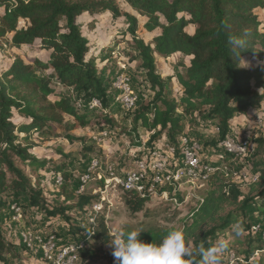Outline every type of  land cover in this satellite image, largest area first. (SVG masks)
Listing matches in <instances>:
<instances>
[{
    "label": "trees",
    "instance_id": "16d2710c",
    "mask_svg": "<svg viewBox=\"0 0 264 264\" xmlns=\"http://www.w3.org/2000/svg\"><path fill=\"white\" fill-rule=\"evenodd\" d=\"M120 4L129 11L121 9ZM0 8V40L9 49L35 46L46 54L45 60L33 59L25 64L16 59L0 70V214L6 212L4 197L29 195L32 205L42 209L43 214L61 218H66L69 211L80 215L98 200L97 196L68 191L71 174L61 166L54 168L62 179L59 189L46 203L39 183L24 171L27 168L35 173L45 166L32 153L35 145L30 141L34 135L40 139L53 135V127H64L68 132L88 128L92 118H99L92 117L88 110L93 99L103 103L104 114H109L98 58L89 56L91 43L79 23L85 15L107 13L123 20L126 29L116 38L126 42L132 52L129 61L137 65L154 92L152 101L132 115L131 130L125 133L135 139L134 147L141 144L144 133L150 134L148 144L163 136L176 144L184 135L203 140L205 132L218 128L219 132H211L209 142L204 144L205 148L217 149V144L229 136L235 116L264 102V64L258 63L264 61V23L257 16V11L264 10V0H0ZM189 27L192 34L186 31ZM139 31H159V35L146 43L138 36ZM231 35L246 39L247 45L239 54L243 59L256 61L253 68L243 67L234 56L236 50L228 43ZM176 54L189 58L185 74L175 76L182 91L177 102L169 99L168 80L158 73L155 59ZM131 88L134 90L132 85ZM51 96L56 100L49 101ZM82 102L85 107L80 110ZM15 114L28 121L15 123ZM112 115L113 112L102 119L109 128L99 129L109 136L118 125ZM65 117L71 118L72 123L66 122ZM66 138L75 139L69 135ZM257 147L262 148L261 143ZM255 168L258 178L254 195L243 196L234 184L214 187L180 229L148 230L138 239L159 245L170 231L181 230L187 241L203 243L207 248L229 234L237 222L249 230L253 219L248 213L253 218L257 215L256 223L264 219V161ZM221 176L224 173L216 172L210 180L218 181ZM128 197L126 203L133 213L149 201L147 196ZM250 204L253 209L247 211ZM1 224L0 220V262L7 264V255L13 248L6 242ZM91 226L87 225V235L93 240L104 239L101 225L93 231ZM73 228L71 233L78 235L79 229ZM245 242L246 259L264 248L260 237H248ZM82 254L86 256L85 249L79 259Z\"/></svg>",
    "mask_w": 264,
    "mask_h": 264
},
{
    "label": "rangeland",
    "instance_id": "374dc122",
    "mask_svg": "<svg viewBox=\"0 0 264 264\" xmlns=\"http://www.w3.org/2000/svg\"><path fill=\"white\" fill-rule=\"evenodd\" d=\"M120 7L125 11H129L124 4H120ZM2 12V8H0V16ZM257 16L264 23V10L257 11ZM139 21L140 23L142 22L141 19ZM79 23L83 25L84 34L91 43L89 56L98 58L97 68L99 75L105 82L106 103L108 106L107 113L109 114H104L106 112L103 111V103L101 104L97 99H93L91 108L89 106L88 110L93 114L92 117L98 115L99 118H92L88 128H79L68 132L64 127H53V135L41 139L37 135L32 137L30 142H33L35 145L32 153L45 166L35 173L27 168H24V171L33 182L37 181L39 183V191L42 192L46 203L51 202V198L54 195L56 196V192L59 189L55 183L57 177L54 172L55 167L64 166L71 174L68 182V191L75 190L78 173L84 171L87 162L92 157H98L105 163L109 161L113 162L117 164L118 168L125 167L126 169H131L134 160L130 155V151L136 149L134 147L135 139L132 136H127L125 133L131 130L130 120L132 115L137 112L140 106L150 103L154 95L144 75L137 69V65L129 61L132 52L128 49L126 42H121V38L119 40L116 38V36H120L121 31L126 29L122 19H115L109 14L104 13L93 17L85 15L79 20ZM186 31L192 34L193 29L189 27ZM137 34L144 42L148 43L153 37L159 35V31L154 33L139 31ZM8 38L10 39V36ZM0 48L2 49L0 51V70L6 68L16 59H20L25 64H30L33 59H46V54L39 52L35 46L22 47L19 50L9 49L5 41L0 40ZM155 59L158 73L164 80H168L169 99L177 102L182 91L175 76L177 73L180 75L185 74L184 66L188 65L189 58L181 54H176L168 59L158 56ZM246 60L250 62L247 66L248 68H253L257 63L250 59ZM242 66L246 67L243 64ZM120 75L128 79L129 85L133 86V92L137 97L136 104L130 109L124 107L122 105L123 103L119 105L115 102L116 97L120 96ZM55 100V97L51 96L49 98V101ZM78 107L80 110H83L85 105L82 102ZM112 112V120L118 125L114 127L112 133L110 132V137L101 139L99 142L98 138L96 140L92 139L91 137L97 136L100 132L99 129L102 127L109 128L106 123H102V119L112 114ZM13 119L15 123L28 121L16 114ZM65 121L70 124L72 123V119L69 117H65ZM212 129L205 132L203 140H198V144L201 148L203 147L200 152L203 163L214 161L213 157L216 153L215 147H204L205 142L208 143L210 140L209 136L211 135ZM67 135L75 139L72 141L67 140ZM149 135L144 133L141 139L147 143ZM228 137L236 141L245 142L248 147L247 152L245 155L238 157H227L223 165V170L221 169L220 171L224 173V176H221L222 178L220 180L218 179V181L213 179L210 187L207 186L205 190L213 189L214 187H227L228 185L234 184L239 188L243 196H252L256 193L254 182L258 178L255 165L264 161V102L259 106L249 107L243 114L236 115L233 119L231 132ZM259 143H261L262 148L258 149L257 146ZM85 149L90 151L86 152ZM205 190L204 188L199 189L196 187L193 188L191 193L203 197ZM86 194L89 195V192ZM109 195L110 205L107 203L103 205V209L98 214H94V212H87L88 214L83 212L79 215V213L76 214L69 211L66 218L51 217L43 214L42 209L32 205L29 195H19L18 198H2L6 205V212L0 214L2 223L1 230L6 242L10 243L13 248L12 252L7 255V264H45L40 250L35 249L31 252L23 248L19 240L21 231L28 230L32 233H42L46 237H48L47 235H53V237L62 239L66 243L74 242L76 238L79 240L78 238L84 237L85 239L88 236L86 228L90 224V218H93L91 224L92 231L95 227L98 229L99 225H101V228L104 230V239L99 238L93 240L90 235V239L86 244L87 247L85 248L86 256L82 254L77 264H116L111 254L113 248L109 246L116 229L123 228L125 231L142 229L143 232L148 230L161 231L171 228L180 229L195 205L194 199L184 204L181 196L177 197L181 206H175L169 200L165 201L154 198L149 199L139 212L133 213L126 203L129 198L128 195L117 193L113 195L110 193ZM96 203L98 201H93L92 205ZM13 205H18L22 209V219L20 221L14 219L10 210V207ZM246 209L250 211L253 209V205H248ZM98 216L100 217L97 220L96 218ZM248 216L250 220L253 219V222L249 230L244 228V233L241 236H236L232 227L229 234L224 236V238L217 239V241L221 239L227 241L229 245L228 252L231 251L239 259L245 257L244 253L247 248L246 238L256 236L264 239V219L256 223L255 218L257 215L253 218L248 213ZM65 219H69V221ZM250 220L247 219L248 223ZM72 226L74 227L73 229H79L80 232L78 235L71 233ZM257 227H259L258 231ZM255 254H257L255 261H258V264H264V248L261 251L256 250ZM255 261H253L254 264ZM222 263L229 264L228 259L225 260V255ZM0 264L3 263L0 262Z\"/></svg>",
    "mask_w": 264,
    "mask_h": 264
},
{
    "label": "built area",
    "instance_id": "2783aa9c",
    "mask_svg": "<svg viewBox=\"0 0 264 264\" xmlns=\"http://www.w3.org/2000/svg\"><path fill=\"white\" fill-rule=\"evenodd\" d=\"M119 78L121 80L120 96L116 97L115 102L119 105L123 103L124 107L130 109L136 104L137 97L129 85L128 79H125L123 75H120ZM212 132L217 134L219 130L213 128ZM108 137L110 136L107 131L102 130L97 136L91 138L94 140L98 138L99 142ZM247 148L245 142L226 137L217 144L214 161L203 163L200 156L202 148L198 141L192 137L181 136L176 144L168 142L165 136L151 144L142 140L136 149L130 151L134 160L131 169L118 168L117 164L110 161L102 162L98 157L89 159L84 171L78 173V186L74 193L81 195L89 192L91 196L98 197V203L84 209L85 213L98 214L103 209V205L106 203L110 205L109 194L117 193L169 200L175 206H181L177 199L178 196L183 198L184 204L194 199L195 205L189 213L191 215L202 204L204 196L209 190L206 189V191L205 188L210 187V178L216 172L223 170L226 158L245 155ZM61 181V177L57 175L56 186H59ZM196 187L204 188L203 197L191 193ZM10 210L16 221L22 219V209L18 205H13ZM89 222L92 224L93 218H90ZM47 236L23 230L19 240L26 251L40 250L45 264H77L79 255L85 249L86 242L90 238L88 235L78 242L66 243L53 235ZM256 256L257 254H254L248 259H239L229 251L225 254V260L228 259L229 264H253Z\"/></svg>",
    "mask_w": 264,
    "mask_h": 264
},
{
    "label": "clouds",
    "instance_id": "9594fccd",
    "mask_svg": "<svg viewBox=\"0 0 264 264\" xmlns=\"http://www.w3.org/2000/svg\"><path fill=\"white\" fill-rule=\"evenodd\" d=\"M228 43L236 50L234 56L240 59V63L248 66L250 62L239 54L247 45L246 39L231 35ZM258 63L264 64V61ZM142 232V229L115 230L109 246L113 248L111 254L116 264H222L229 250L228 242L223 239L207 248L203 243L195 245L186 240L181 230L170 231L159 245L144 243L138 239ZM233 232L241 236L244 233L243 224L237 222L233 225Z\"/></svg>",
    "mask_w": 264,
    "mask_h": 264
},
{
    "label": "crops",
    "instance_id": "0c3cea01",
    "mask_svg": "<svg viewBox=\"0 0 264 264\" xmlns=\"http://www.w3.org/2000/svg\"><path fill=\"white\" fill-rule=\"evenodd\" d=\"M245 68H248L247 66Z\"/></svg>",
    "mask_w": 264,
    "mask_h": 264
}]
</instances>
